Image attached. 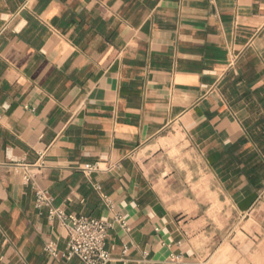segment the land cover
I'll list each match as a JSON object with an SVG mask.
<instances>
[{
	"label": "crops",
	"instance_id": "obj_1",
	"mask_svg": "<svg viewBox=\"0 0 264 264\" xmlns=\"http://www.w3.org/2000/svg\"><path fill=\"white\" fill-rule=\"evenodd\" d=\"M41 155L109 264H244L217 231L264 200V0H0V264H83L45 250Z\"/></svg>",
	"mask_w": 264,
	"mask_h": 264
},
{
	"label": "built area",
	"instance_id": "obj_2",
	"mask_svg": "<svg viewBox=\"0 0 264 264\" xmlns=\"http://www.w3.org/2000/svg\"><path fill=\"white\" fill-rule=\"evenodd\" d=\"M45 167L44 156L41 155L34 165L17 163L15 170L21 171L23 183L31 185L35 192V209L42 215L48 211V219L58 220L64 226L69 235L66 251L61 254L53 243H49L45 250L52 257L71 260L73 257L80 259L83 264H109L111 261L110 252L106 245L109 239V231L112 224L103 219H96L87 216L68 215L64 209L55 208L49 191L36 182V177ZM99 170L98 165L87 166L83 169L85 174H92ZM117 222L124 230H129L123 218ZM126 252V249H125Z\"/></svg>",
	"mask_w": 264,
	"mask_h": 264
},
{
	"label": "rangeland",
	"instance_id": "obj_3",
	"mask_svg": "<svg viewBox=\"0 0 264 264\" xmlns=\"http://www.w3.org/2000/svg\"><path fill=\"white\" fill-rule=\"evenodd\" d=\"M261 202L247 216L231 215L229 225L217 231V237L223 233L235 250H239L235 244L243 243L239 252L243 254L244 264H264V200Z\"/></svg>",
	"mask_w": 264,
	"mask_h": 264
}]
</instances>
